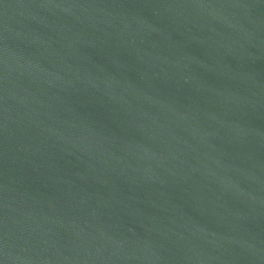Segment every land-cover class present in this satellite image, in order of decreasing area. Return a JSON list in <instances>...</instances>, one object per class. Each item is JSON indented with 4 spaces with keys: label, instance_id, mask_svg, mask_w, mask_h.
Instances as JSON below:
<instances>
[{
    "label": "water",
    "instance_id": "water-1",
    "mask_svg": "<svg viewBox=\"0 0 264 264\" xmlns=\"http://www.w3.org/2000/svg\"><path fill=\"white\" fill-rule=\"evenodd\" d=\"M0 264H264V0H0Z\"/></svg>",
    "mask_w": 264,
    "mask_h": 264
}]
</instances>
